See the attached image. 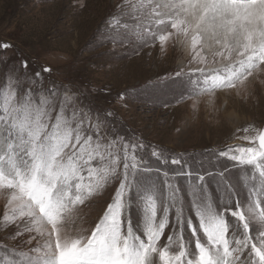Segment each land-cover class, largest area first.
Listing matches in <instances>:
<instances>
[{
    "label": "snow or ice",
    "instance_id": "snow-or-ice-1",
    "mask_svg": "<svg viewBox=\"0 0 264 264\" xmlns=\"http://www.w3.org/2000/svg\"><path fill=\"white\" fill-rule=\"evenodd\" d=\"M116 9L108 41L132 35L141 45L185 46L188 67L175 76L189 77L194 95H239L264 74V0H121ZM19 80L0 86V230L27 234L25 245L35 241L18 264H264V129L243 137L251 146L209 153L243 166L246 202L225 170L216 175L227 199L215 204L198 176L186 203L167 173L162 183L149 178V146L115 132L105 123L111 113L93 119L67 93H38ZM163 155L150 152L157 160ZM162 162L182 165L184 156ZM110 186L111 201L95 226L78 228L81 206Z\"/></svg>",
    "mask_w": 264,
    "mask_h": 264
},
{
    "label": "rangeland",
    "instance_id": "rangeland-1",
    "mask_svg": "<svg viewBox=\"0 0 264 264\" xmlns=\"http://www.w3.org/2000/svg\"><path fill=\"white\" fill-rule=\"evenodd\" d=\"M120 2L0 0V45H11L0 47V86L18 76L21 85L38 93L52 88L61 97L67 93L93 119L99 114L103 120L111 113L105 123L114 126L115 132L149 146L145 156L149 178L162 183L167 173L168 182L180 187L186 203L189 184L198 183V176L205 177L215 204L222 197L227 199L216 175L225 170L228 183L246 202L243 166L217 160L209 153L229 146H251L243 137L264 126V74L239 95L223 90L194 95L189 77L175 76L188 67L191 54L185 46L169 42L162 49L158 40L141 45L132 35L124 43L108 41V23ZM25 60L27 69L22 67ZM44 68L51 71L43 72ZM153 149L163 152L160 160L150 157ZM180 155L184 156L182 165L162 162ZM112 192L110 186L81 206L78 228L90 232ZM5 211L6 200L0 197V225ZM132 222L140 228V213L135 208ZM13 231V227L0 230V264H18L20 252L35 245V241L24 244L27 234L13 238Z\"/></svg>",
    "mask_w": 264,
    "mask_h": 264
},
{
    "label": "water",
    "instance_id": "water-1",
    "mask_svg": "<svg viewBox=\"0 0 264 264\" xmlns=\"http://www.w3.org/2000/svg\"><path fill=\"white\" fill-rule=\"evenodd\" d=\"M262 129H264V126H263V128Z\"/></svg>",
    "mask_w": 264,
    "mask_h": 264
},
{
    "label": "trees",
    "instance_id": "trees-1",
    "mask_svg": "<svg viewBox=\"0 0 264 264\" xmlns=\"http://www.w3.org/2000/svg\"><path fill=\"white\" fill-rule=\"evenodd\" d=\"M14 261V260H13Z\"/></svg>",
    "mask_w": 264,
    "mask_h": 264
}]
</instances>
